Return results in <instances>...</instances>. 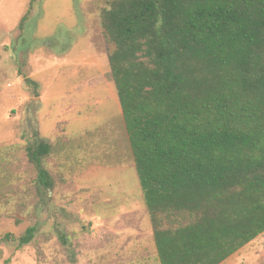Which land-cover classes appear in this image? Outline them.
I'll list each match as a JSON object with an SVG mask.
<instances>
[{
	"label": "trees",
	"instance_id": "obj_1",
	"mask_svg": "<svg viewBox=\"0 0 264 264\" xmlns=\"http://www.w3.org/2000/svg\"><path fill=\"white\" fill-rule=\"evenodd\" d=\"M100 25L159 264H225L264 233V0H108Z\"/></svg>",
	"mask_w": 264,
	"mask_h": 264
},
{
	"label": "rangeland",
	"instance_id": "obj_2",
	"mask_svg": "<svg viewBox=\"0 0 264 264\" xmlns=\"http://www.w3.org/2000/svg\"><path fill=\"white\" fill-rule=\"evenodd\" d=\"M107 2L0 0V264H159L100 25ZM40 142L51 189L27 155ZM225 264H264V233Z\"/></svg>",
	"mask_w": 264,
	"mask_h": 264
},
{
	"label": "water",
	"instance_id": "obj_3",
	"mask_svg": "<svg viewBox=\"0 0 264 264\" xmlns=\"http://www.w3.org/2000/svg\"><path fill=\"white\" fill-rule=\"evenodd\" d=\"M48 211L49 213L54 214V208L52 207V205L48 207Z\"/></svg>",
	"mask_w": 264,
	"mask_h": 264
}]
</instances>
